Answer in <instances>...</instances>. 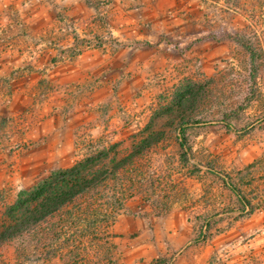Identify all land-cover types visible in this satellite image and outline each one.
Here are the masks:
<instances>
[{
    "label": "rangeland",
    "instance_id": "1",
    "mask_svg": "<svg viewBox=\"0 0 264 264\" xmlns=\"http://www.w3.org/2000/svg\"><path fill=\"white\" fill-rule=\"evenodd\" d=\"M91 1L0 0V206L152 134L118 264H264V0Z\"/></svg>",
    "mask_w": 264,
    "mask_h": 264
},
{
    "label": "trees",
    "instance_id": "2",
    "mask_svg": "<svg viewBox=\"0 0 264 264\" xmlns=\"http://www.w3.org/2000/svg\"><path fill=\"white\" fill-rule=\"evenodd\" d=\"M236 39L252 52L244 37ZM183 125L180 148L187 159L192 151L186 132L189 122ZM157 142L150 134L135 140L132 151L122 156L118 143H91L75 165L53 172L1 204L0 264H118L111 228L126 201L142 188L145 176L137 169L140 155ZM222 179L242 206L251 210L242 190L229 178ZM6 247L13 248L11 258L3 255Z\"/></svg>",
    "mask_w": 264,
    "mask_h": 264
}]
</instances>
